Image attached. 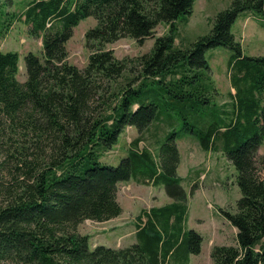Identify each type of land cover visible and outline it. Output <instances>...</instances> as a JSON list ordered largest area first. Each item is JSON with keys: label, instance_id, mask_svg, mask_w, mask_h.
Masks as SVG:
<instances>
[{"label": "trees", "instance_id": "obj_1", "mask_svg": "<svg viewBox=\"0 0 264 264\" xmlns=\"http://www.w3.org/2000/svg\"><path fill=\"white\" fill-rule=\"evenodd\" d=\"M193 3H28L20 15L33 34L42 33L43 56H24L26 79L20 81L18 53L0 50V264H188L202 239L183 225L187 206L177 175L178 120L202 148L221 150L238 171L237 210L224 212L237 229L236 244L214 246L213 264H264V161L261 169L255 164L264 138V56L243 54L231 30L238 13H262L264 0H232L215 15L208 33L180 48L176 21L191 13ZM3 14L0 36L11 23L10 14ZM89 16L96 19L85 35L92 52L79 68L68 62L66 42ZM161 22L169 32L155 37L148 53L118 59L105 47L122 37L142 43ZM218 46L231 51L234 100L231 112L222 113L228 118L211 105L217 91L205 52ZM130 65L137 69L135 77L125 75ZM128 124L138 136L126 157L117 165L102 163L100 156ZM158 132L155 153L137 148L148 133ZM129 179L164 184L172 202L142 211L135 243L90 249L77 227L86 219L118 216V183Z\"/></svg>", "mask_w": 264, "mask_h": 264}, {"label": "rangeland", "instance_id": "obj_2", "mask_svg": "<svg viewBox=\"0 0 264 264\" xmlns=\"http://www.w3.org/2000/svg\"><path fill=\"white\" fill-rule=\"evenodd\" d=\"M31 0H0V23L4 22L3 13L10 14L11 23L6 25L0 36V50L14 51L19 55L17 78L26 79L24 56L33 52L43 56L42 33H32V24L25 21L20 14L24 12ZM232 0H194L192 11L180 16L176 24L178 32L175 45L188 47L197 37L208 33L212 27L215 15L229 6ZM5 14V15H6ZM12 16V17H11ZM14 16V17H13ZM96 25V19L89 16L82 19L73 28L72 36L66 42L67 60L69 63L83 68L89 61L92 50L87 46L86 32ZM1 26V25H0ZM231 30L236 41L241 45L243 54L264 56V9L262 13L242 11L232 23ZM169 32V25L159 23L153 37L146 38L142 43L136 39L122 37L105 44L112 49L118 59L135 58L151 51L155 37ZM231 51L225 46L209 48L205 52L211 77L216 88L212 109L218 113H229L232 110L235 89L232 87L228 74V61ZM132 67L131 65L129 68ZM136 67L127 70L125 75L135 77ZM228 118L227 115H223ZM165 125V124H164ZM178 131L176 144L179 153L177 175L180 178L186 194V214L184 228L196 231L202 239L200 252L190 254L188 264H213L211 252L216 245H235L236 227L225 216L224 212L234 213L237 210V200L241 192L237 183L238 171L234 164L221 150L204 149L196 136L181 128L178 120L174 126ZM156 134V133H155ZM148 133V138L138 143V149L148 148L156 152L155 136ZM138 136L134 125H126L119 135L117 143L100 156L102 163L117 165L126 157L131 142ZM264 161V138L256 150L255 164L261 169ZM167 195L164 184H142L134 179L118 183L117 201L121 213L106 221L86 219L77 227L80 234L88 236L90 249L98 245L121 248L135 243V232L138 216L143 210L154 206H163L172 202ZM142 221L146 215L142 214Z\"/></svg>", "mask_w": 264, "mask_h": 264}]
</instances>
